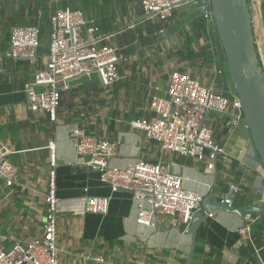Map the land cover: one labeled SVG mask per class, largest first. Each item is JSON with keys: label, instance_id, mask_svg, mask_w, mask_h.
<instances>
[{"label": "crops", "instance_id": "1", "mask_svg": "<svg viewBox=\"0 0 264 264\" xmlns=\"http://www.w3.org/2000/svg\"><path fill=\"white\" fill-rule=\"evenodd\" d=\"M58 9L81 10L93 23L95 34L104 38L100 45L117 49L124 60L117 65L121 79L113 86L105 87L93 73L61 87L57 122H51L46 113L28 108L25 85L47 64L51 18ZM15 27H37L40 46L36 60L6 58L5 72L0 74V145L10 152L9 161L18 169L12 187L0 181V235L28 241L42 234L47 213L48 146L55 143L60 264H185L191 233L173 227L166 216H159L150 227L138 224L139 206L131 194L114 193L101 183L97 170L81 164L87 157L77 154L75 130L113 143L116 155L112 167L161 162L182 176L184 188L197 192L202 201L226 197L237 207L264 203L260 176L264 167L245 124L233 128L226 125V117L206 116L205 126L213 131L226 158L225 162L219 158L212 172L205 171L206 162L164 152L158 142H148L143 133L129 126L132 120L155 117L150 110L152 98L167 97L173 71L192 75L216 92L234 96L217 31L206 25L199 4H181L170 18L162 20L147 18L142 0H1V53L8 51ZM190 52L196 58H188ZM88 196L110 197L108 214L87 213ZM255 219L214 212L207 225L198 229L197 244L204 254L199 258L194 254L192 264L197 258V264H260L264 216ZM245 225L251 227L250 239L239 233Z\"/></svg>", "mask_w": 264, "mask_h": 264}, {"label": "built area", "instance_id": "2", "mask_svg": "<svg viewBox=\"0 0 264 264\" xmlns=\"http://www.w3.org/2000/svg\"><path fill=\"white\" fill-rule=\"evenodd\" d=\"M187 3L199 4L206 25L216 31L211 0H142V7L147 18L167 20L177 6ZM103 40L95 34L93 23L87 21L81 10L58 9L51 18L47 64L34 73L32 82L25 85L28 108L34 113L44 112L51 122H57L59 90L67 87L71 79L97 73L105 87L119 82L121 75L117 65L124 60V56L115 48L100 45ZM261 40L264 45V33ZM39 46L40 32L37 27L12 28L9 49L5 53L0 52V74L5 72L3 63L6 58L13 61L21 58L36 60ZM217 73L222 74V71ZM150 110L155 117L132 120L130 128L143 133L148 142H158L164 152L206 162V172L215 169L219 158L226 161L223 147L214 140L211 128L205 126L206 112L226 117V125L233 128L244 124L241 103L235 94L231 97L218 93L213 87H207L180 71L170 74L167 97L155 95ZM74 134L77 137V154L87 157L81 164L97 170L101 183L108 185L114 193L120 190L131 192L133 202L139 206L138 224L150 227L159 216H166L173 227L190 233L189 222L192 214L201 210L202 198L197 192L184 188L182 176L172 172L170 165L138 161L126 169L115 168L110 165L116 155L113 143L94 135L81 134L79 130H75ZM48 149L47 213L42 223V234L28 241L0 235V264H60L55 143H50ZM9 155L10 152L0 145V181L7 188L15 184L18 173L9 161ZM260 176L264 182V168ZM231 189L237 192L235 186ZM110 201V197L88 196L85 210L105 216L109 212ZM2 202L0 196V209ZM239 233L250 239V225L240 228ZM95 261L104 263L102 258H95ZM260 264H264V257L260 259Z\"/></svg>", "mask_w": 264, "mask_h": 264}, {"label": "water", "instance_id": "3", "mask_svg": "<svg viewBox=\"0 0 264 264\" xmlns=\"http://www.w3.org/2000/svg\"><path fill=\"white\" fill-rule=\"evenodd\" d=\"M264 4V0L260 4ZM215 28L227 61V75L234 94L241 103L243 122L264 167V66L255 39V26L250 0H211ZM260 15L262 10L260 9ZM264 28V26H263ZM20 60H29L21 58ZM99 80L102 82L100 76ZM211 112H206V116ZM204 125V123L202 124ZM217 163H215V168ZM129 192L127 190H120ZM216 211H224L245 220L264 216V203L257 207L234 206L226 197L216 201L203 200L201 210L189 222L191 249L185 264H192L197 245V232ZM264 232V223L261 225Z\"/></svg>", "mask_w": 264, "mask_h": 264}, {"label": "rangeland", "instance_id": "4", "mask_svg": "<svg viewBox=\"0 0 264 264\" xmlns=\"http://www.w3.org/2000/svg\"><path fill=\"white\" fill-rule=\"evenodd\" d=\"M250 4H251V10H252L253 14H254L253 8L255 7L256 10H257V12H255V15H253L254 16L253 17V21H254V26H255L256 45H257V47L259 49V54L260 53L264 54L263 52L260 51V49L262 50L260 45L263 44L262 40H261V37H262V33H264V28H263V26H264V21H263V19H264V4L263 3L260 4L259 2L255 1V0H250ZM260 9L263 10L262 15H260ZM259 33L261 34L260 40H259V37H258ZM258 40H259V42H258ZM263 62H264V59H263Z\"/></svg>", "mask_w": 264, "mask_h": 264}, {"label": "trees", "instance_id": "5", "mask_svg": "<svg viewBox=\"0 0 264 264\" xmlns=\"http://www.w3.org/2000/svg\"><path fill=\"white\" fill-rule=\"evenodd\" d=\"M262 13H263V10H262ZM263 21H264V19H263ZM189 57L188 58H192V59H194V58H196V54H194L193 52H190V53H188L187 54ZM184 73V72H183ZM191 77H193L192 75H190ZM193 78H195V77H193ZM196 79V78H195ZM202 254H204V250H203V248L200 246V245H198L197 244V247H196V252H195V256H197L198 258L200 257V255H202ZM198 258L197 259H195V261H194V263L193 264H197V260H198ZM205 264H212V262H206Z\"/></svg>", "mask_w": 264, "mask_h": 264}, {"label": "bare ground", "instance_id": "6", "mask_svg": "<svg viewBox=\"0 0 264 264\" xmlns=\"http://www.w3.org/2000/svg\"><path fill=\"white\" fill-rule=\"evenodd\" d=\"M255 1L260 2V0H255ZM253 10H254V14H253V15H255V12H257V10H256L255 7L253 8ZM256 15H257V14H256ZM262 36H263V33H262ZM258 37H259V40H260V37H261V34H260V33H259ZM261 39H262V37H261ZM259 40H258V42H259ZM260 42H261V41H260ZM260 46H261V48H262V50H263V48H264L263 44L260 45ZM262 50L260 49L261 52H263ZM260 54H261V56H263L262 53H260ZM262 58L264 59V56H263Z\"/></svg>", "mask_w": 264, "mask_h": 264}]
</instances>
